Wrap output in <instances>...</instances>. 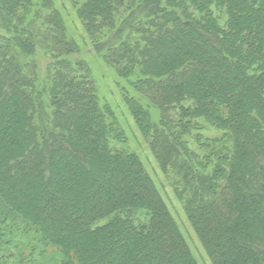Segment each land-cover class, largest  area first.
<instances>
[{"label":"trees","instance_id":"16d2710c","mask_svg":"<svg viewBox=\"0 0 264 264\" xmlns=\"http://www.w3.org/2000/svg\"><path fill=\"white\" fill-rule=\"evenodd\" d=\"M67 2L210 264H264V0ZM85 44L0 0V264H199Z\"/></svg>","mask_w":264,"mask_h":264},{"label":"rangeland","instance_id":"374dc122","mask_svg":"<svg viewBox=\"0 0 264 264\" xmlns=\"http://www.w3.org/2000/svg\"><path fill=\"white\" fill-rule=\"evenodd\" d=\"M55 3L65 16L70 34L80 43L85 44L86 35L67 0H55ZM82 48V54H80L79 57L74 58H83L88 62L99 85L101 97L108 101L116 109L117 115L125 127L128 139V142L123 147L127 148L129 151L136 152L141 157L146 168L154 178L159 191L163 195L169 211L178 223L181 231L184 233L186 240L199 264H210L204 249L187 220L182 202L179 201L174 194L173 187L170 184V179L160 171L157 163L149 153L146 144L136 132L134 120L125 109V105L119 92L120 90L117 88V85H115L118 80L117 77L113 71L109 70L99 58L93 55V53L89 54L86 52V48H90L89 45L85 44ZM34 59L38 64L43 77L45 74L47 59L44 57L42 52H37ZM203 134L205 137L211 139L220 136L219 133L214 130H208ZM119 147L121 148V145H119ZM34 259H38V257L36 256Z\"/></svg>","mask_w":264,"mask_h":264}]
</instances>
